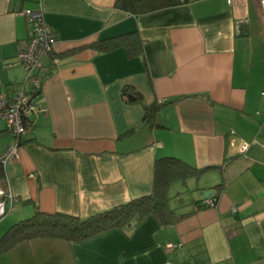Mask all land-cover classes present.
I'll return each mask as SVG.
<instances>
[{"label":"crops","instance_id":"0c3cea01","mask_svg":"<svg viewBox=\"0 0 264 264\" xmlns=\"http://www.w3.org/2000/svg\"><path fill=\"white\" fill-rule=\"evenodd\" d=\"M114 2L0 0V91L26 75L15 59L30 31L22 11L40 9L55 36L32 127L0 165V189L16 198L0 237L36 212L86 218L149 195L157 158L210 169L168 187V206L187 213L175 223L148 214L80 241L35 237L0 264H264V10L187 0L134 15ZM132 30L142 55L87 47ZM159 102L151 125L145 107ZM14 142L0 123V156ZM204 189L212 206L199 207Z\"/></svg>","mask_w":264,"mask_h":264},{"label":"trees","instance_id":"16d2710c","mask_svg":"<svg viewBox=\"0 0 264 264\" xmlns=\"http://www.w3.org/2000/svg\"><path fill=\"white\" fill-rule=\"evenodd\" d=\"M185 1L187 0H115L114 6L137 15L175 6ZM87 47L98 52H108L117 47H123L128 57L143 54V41L137 30L99 39ZM36 93L34 96L37 95ZM135 100L141 101V96L135 94ZM161 105L162 102L146 106L144 121L151 125L157 124V113ZM208 169L210 167L197 168L175 157L157 158L154 161L152 190L149 195L97 212L86 218L62 213L36 212L30 218L14 223L5 231L0 237V253L20 241L35 237L80 241L105 230L129 226L132 222L138 221L148 214L155 216L161 224L175 223L185 217L187 213L178 214L168 206V187L173 181L184 182L190 177H198ZM0 179H2L1 166ZM221 186L222 183L216 187ZM211 199L213 202L215 201L213 197ZM199 207L207 206L203 203Z\"/></svg>","mask_w":264,"mask_h":264},{"label":"built area","instance_id":"2783aa9c","mask_svg":"<svg viewBox=\"0 0 264 264\" xmlns=\"http://www.w3.org/2000/svg\"><path fill=\"white\" fill-rule=\"evenodd\" d=\"M230 2V0H227ZM260 8L264 10V0H258ZM30 26L26 42L18 49L16 63L25 70L22 83L11 91H0V123L3 128L15 137V142L9 145L0 156V165L10 157L17 155L18 139L27 134L32 127V115L36 112L35 93L40 89L39 75L41 58L53 50L55 36L52 29L45 23L40 9H25L22 11ZM244 20L236 24L235 32L242 33ZM245 145L241 150H244ZM16 198L0 189V218L12 209ZM205 205L212 206L211 198L203 200ZM166 264H171L167 262Z\"/></svg>","mask_w":264,"mask_h":264},{"label":"water","instance_id":"95a60500","mask_svg":"<svg viewBox=\"0 0 264 264\" xmlns=\"http://www.w3.org/2000/svg\"><path fill=\"white\" fill-rule=\"evenodd\" d=\"M200 195L202 196L203 199H208L211 196L214 195V192L211 189H204V190H200Z\"/></svg>","mask_w":264,"mask_h":264},{"label":"rangeland","instance_id":"374dc122","mask_svg":"<svg viewBox=\"0 0 264 264\" xmlns=\"http://www.w3.org/2000/svg\"><path fill=\"white\" fill-rule=\"evenodd\" d=\"M173 191V190H172ZM173 192H171L170 194H172ZM186 194H188V193H186ZM174 200V199H173Z\"/></svg>","mask_w":264,"mask_h":264}]
</instances>
